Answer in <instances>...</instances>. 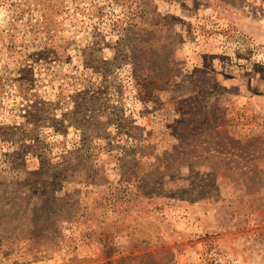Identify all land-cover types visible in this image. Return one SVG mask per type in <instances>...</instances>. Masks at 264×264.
Here are the masks:
<instances>
[{"label":"rangeland","instance_id":"rangeland-1","mask_svg":"<svg viewBox=\"0 0 264 264\" xmlns=\"http://www.w3.org/2000/svg\"><path fill=\"white\" fill-rule=\"evenodd\" d=\"M0 264H264V0H0Z\"/></svg>","mask_w":264,"mask_h":264}]
</instances>
